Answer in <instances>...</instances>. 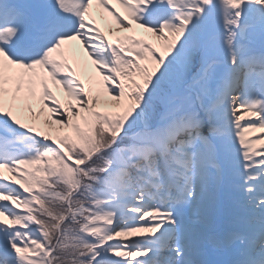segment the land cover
Instances as JSON below:
<instances>
[{
    "label": "snow or ice",
    "instance_id": "1",
    "mask_svg": "<svg viewBox=\"0 0 264 264\" xmlns=\"http://www.w3.org/2000/svg\"><path fill=\"white\" fill-rule=\"evenodd\" d=\"M0 264H264V0H0Z\"/></svg>",
    "mask_w": 264,
    "mask_h": 264
}]
</instances>
